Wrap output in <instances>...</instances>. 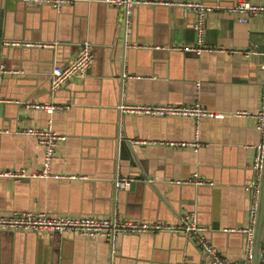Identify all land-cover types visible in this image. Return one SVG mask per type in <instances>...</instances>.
Returning <instances> with one entry per match:
<instances>
[{
	"label": "crops",
	"instance_id": "obj_1",
	"mask_svg": "<svg viewBox=\"0 0 264 264\" xmlns=\"http://www.w3.org/2000/svg\"><path fill=\"white\" fill-rule=\"evenodd\" d=\"M205 1L228 4L233 0ZM43 5H27L21 0L0 2L5 53L1 58L7 70L20 71L6 72L0 81V168L38 170L42 147L36 138L15 133L14 128L50 122L56 132L66 135L57 146L52 170L87 177L71 181L0 177V212L104 216L115 211L119 217L173 223L190 209L206 226V237L217 251L229 260L242 262L245 235L227 229L247 224L250 195L244 185L252 177L250 145L260 140V133L252 118L233 112L258 108L264 16L238 22L226 10L211 11L206 20L208 45L255 52L198 54L173 48L194 42L193 17L177 10L172 18L164 5L133 8L126 27L120 18L123 11L104 0H70L57 12ZM7 39L55 42V46H7L3 43ZM82 39L92 42L94 62L84 79L70 80L57 92L58 103L67 107L48 111L22 105L19 100L49 103L44 100L49 99L51 49L57 48V58L65 64L74 57ZM122 71L132 76L122 79ZM120 100L198 102L224 116L196 120L181 115L121 114L117 107ZM196 136L200 142L197 150L134 142L136 138L192 140ZM194 173L212 184L196 187L172 182ZM117 174L133 177L136 187L114 193ZM28 232H0V264L204 261L198 247L180 233L122 234L112 254L109 243L101 237ZM261 263L264 233L259 241Z\"/></svg>",
	"mask_w": 264,
	"mask_h": 264
},
{
	"label": "built area",
	"instance_id": "obj_2",
	"mask_svg": "<svg viewBox=\"0 0 264 264\" xmlns=\"http://www.w3.org/2000/svg\"><path fill=\"white\" fill-rule=\"evenodd\" d=\"M27 5L48 4L60 10L61 7L70 0H21ZM106 4L121 8L123 11L122 21L125 27L128 25L133 8L139 5H166L182 7L185 12L193 14L192 28L194 31V42L189 45L173 46L175 49L184 51H194L200 53L203 51H227L229 53H241L249 55L255 50L224 49L212 47L206 43V20L211 11L222 9L232 13L238 22H248L253 16H264V3H254L249 0H237L231 5L208 4L202 0H104ZM127 30V29H126ZM7 46L20 47H53L55 42L34 41L27 39H7L3 41ZM157 47V46H155ZM94 62L93 44L90 40L84 39L78 44V50L74 57L59 66H53L49 72L48 91L54 95L61 87L70 80H82L87 76L88 70ZM20 72L18 70H7L3 64H0V80L4 73ZM262 78L260 82L259 104L258 108L251 112L244 109H238L233 112L237 116H248L254 121L255 127L259 130L260 140L251 144L253 150L251 160L252 177L244 185L245 190L250 195L249 208L247 215V224L241 228H232L227 230L240 231L245 235L244 259L242 262L232 261L223 257L217 249L209 242L206 237V226L197 221L195 212H184L173 222L165 221H146L134 220L125 217H119L114 211L108 215H72L67 213L50 215L44 211H26L12 210L10 212H0V232L4 230L35 232L39 234H65L75 232L79 235L96 238H104L110 245L112 254L116 251L117 238L122 234H140V233H180L187 236L200 250L204 261L199 264H251L255 229L257 225L262 177L264 168V65L261 67ZM132 75L122 71L121 78ZM64 105V104H63ZM59 103L30 102L24 106L28 108L45 109L48 111L65 108ZM118 110L121 114H148L153 116L181 115L192 116L196 120L201 117L222 118L224 113L208 110L200 103L193 104H169V103H128L120 100ZM15 133L31 135L42 147V161L38 170L28 172L25 168H0V177L4 178H43L56 180H84L86 175L76 173L57 172L52 170V163L57 154V146L60 141L66 139V135L60 134L54 130L49 122L45 126H26L17 128ZM136 143H157L166 146L190 147L197 150L200 145L197 136L192 140H144L136 138ZM134 180L131 176L116 175L114 185L117 189H126ZM177 184H189L194 186L211 185L212 181L198 176L197 173L187 178H176L172 180ZM183 264H192L184 262ZM264 264V263H261Z\"/></svg>",
	"mask_w": 264,
	"mask_h": 264
},
{
	"label": "water",
	"instance_id": "obj_3",
	"mask_svg": "<svg viewBox=\"0 0 264 264\" xmlns=\"http://www.w3.org/2000/svg\"><path fill=\"white\" fill-rule=\"evenodd\" d=\"M203 2H205V3H208V4H216V3H218V4H222V5H231V4H233L235 1L233 0L232 2H230V3H228V4H225V3H222V2H208V1H205V0H202ZM0 2H1V0H0ZM24 4V3H23ZM43 6H48V7H50L51 9H53L54 10V12H57V10L55 9V8H53L52 6H50V5H48V4H45V5H43ZM140 6H145V5H139V6H137V7H140ZM136 7V8H137ZM163 7H167L168 9V11H167V14L169 13L170 14V16L173 18V16H174V18H175V16L177 15V10H179L181 13L182 12H184L185 13V11H184V9L182 8V7H177V6H166V5H164ZM118 8V7H117ZM119 10H122L121 8H119ZM3 13H4V10H2V8H0V64H3L4 65V67L7 69V68H9L8 67V65H6V63L5 62H3V60H2V56H4V49L2 48V45H1V40H2V23H3V20H2V16H3ZM187 14H191V16L193 17V14L191 13V12H186ZM122 17H123V15H122V12H121V21H122ZM120 21V22H121ZM122 23H123V21H122ZM120 28H121V24H120ZM125 28V27H124ZM124 32H125V30H124ZM82 40H84V39H82ZM81 40V41H82ZM89 40V39H88ZM80 41V42H81ZM124 41V40H123ZM186 53H187V51H185ZM188 52H192V51H188ZM51 64H50V66H49V69L47 70V71H51V69H52V67L53 66H59V65H62L63 63L62 62H60V60L57 58V48H52L51 49ZM54 61V62H53ZM122 73V72H121ZM121 73H120V76H121ZM121 80L122 79H120V82H121ZM1 81V80H0ZM0 84H1V82H0ZM120 86H121V83H120ZM59 91V90H58ZM58 91H56L55 93H54V95H50L49 93H48V96H49V99H46V100H44V101H46V102H52V103H58V100L56 99V94H57V92ZM51 97V98H50ZM21 103H22V105L23 104H25V103H28V102H30V101H32V100H19ZM14 130H15V128H14ZM120 132V131H119ZM119 134V133H118ZM118 139H119V136L117 137ZM177 184V183H176ZM194 186V185H193ZM129 187H130V189L132 190V189H134L135 187H136V183H134V182H131V184L129 185ZM196 187H199V186H196ZM117 190H122V189H117L116 187H114V193H116L117 192ZM190 212H195L194 210H190V209H188ZM197 215V214H196ZM196 218H197V216H196ZM177 220V219H176ZM175 220V221H176ZM147 221V220H146ZM149 221H152V220H149ZM174 221V222H175ZM197 221H198V219H197ZM20 232H22V231H20ZM28 233H31V234H37V233H35V232H28ZM167 234H172V236H177V233H168V232H166ZM261 233H264V168H263V177H262V187H261V196H260V205H259V212H258V219H257V225H256V229H255V236H254V244H253V252H252V259H251V264H258V260H259V241H260V235H261ZM55 235L54 236H61L59 233H54ZM128 235H136V236H142V235H149V236H154V233H140V234H128ZM183 238V237H182ZM184 239L186 240V238L184 237ZM187 242H191V241H189V240H187Z\"/></svg>",
	"mask_w": 264,
	"mask_h": 264
}]
</instances>
